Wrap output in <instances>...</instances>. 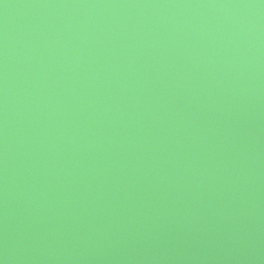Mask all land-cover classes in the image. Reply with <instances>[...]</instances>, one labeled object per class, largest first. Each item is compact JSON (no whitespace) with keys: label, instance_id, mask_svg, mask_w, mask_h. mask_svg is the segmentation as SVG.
<instances>
[{"label":"water","instance_id":"obj_1","mask_svg":"<svg viewBox=\"0 0 264 264\" xmlns=\"http://www.w3.org/2000/svg\"><path fill=\"white\" fill-rule=\"evenodd\" d=\"M0 264H264V0H0Z\"/></svg>","mask_w":264,"mask_h":264}]
</instances>
